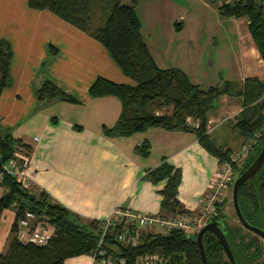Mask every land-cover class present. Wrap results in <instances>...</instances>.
<instances>
[{"label": "crops", "instance_id": "1", "mask_svg": "<svg viewBox=\"0 0 264 264\" xmlns=\"http://www.w3.org/2000/svg\"><path fill=\"white\" fill-rule=\"evenodd\" d=\"M219 16L215 23L210 18H206L208 23L203 21V26H210L205 37L193 32L184 42L197 65L199 54H205V40H228L229 45L220 43V49L208 60L215 77L211 75L210 82L194 81L188 71L191 61L190 65L184 61L168 67L183 69L202 88L225 81L237 82L240 87L247 77L264 80V61L249 32L248 19L225 17L224 21ZM183 21L179 15L171 19L169 26L174 24L180 29ZM0 38L10 42L13 53V83L0 93V126L28 146L20 148L18 154L26 158L25 173L31 190H45L86 220H104L113 208L159 214L160 190L165 180L153 183L144 175L164 158L181 171L178 200L186 210L199 211L203 198L210 192L219 158L201 146L195 133L155 126L128 136L103 134L102 126L114 125L122 104L112 95L91 97L90 85L97 76L119 83L134 81L123 74L101 43L49 10L30 8L27 0H0ZM51 48L56 51L53 53ZM149 51L152 54L150 48ZM154 59L161 67V61ZM221 68L226 73L218 72ZM47 79L78 100H61L65 116L53 114L58 107L55 99L41 101L36 97V90ZM242 108V96L223 94L208 111L206 132L217 146L230 148L231 152L241 147L243 139L234 123ZM149 110L169 113L172 106L155 102ZM52 117L57 119L56 123L51 121ZM187 121L190 125L198 123L195 118ZM74 125L82 129L77 130ZM223 126L225 133L220 130ZM144 140L150 144L147 156L135 151ZM2 192L0 186V196ZM14 219L12 208L0 211V253L6 248ZM49 227L53 232L54 228ZM64 264L93 262L90 255L82 254L67 258Z\"/></svg>", "mask_w": 264, "mask_h": 264}, {"label": "trees", "instance_id": "2", "mask_svg": "<svg viewBox=\"0 0 264 264\" xmlns=\"http://www.w3.org/2000/svg\"><path fill=\"white\" fill-rule=\"evenodd\" d=\"M138 0L122 4L121 0H27L33 9H46L77 27L101 43L120 70L134 81V84L119 83L103 76H97L88 92L91 97L112 95L122 104V112L113 126H102L108 137L128 136L149 127L166 129L179 128L195 133L199 143L219 162L229 160L231 149L217 146L206 132L207 113L223 94L242 96V110L234 123L239 136L247 141L261 129L264 121V80L247 77L242 85L225 81L221 85L202 88L193 83L187 73L179 67H160L141 33V22L136 12ZM222 17L248 19V29L257 50L264 61V15L263 0H222L217 6ZM54 53L55 48H51ZM12 48L10 42L0 38V93L13 83L11 73ZM38 100L60 99L77 103L78 100L64 92L53 81L44 80L36 90ZM159 102L161 106H172L171 113L156 114L150 106ZM186 117L197 119L190 125ZM57 122L55 117L51 118ZM77 130L80 125H74ZM264 144V133L253 145V151L246 164L234 166L236 175L247 168ZM28 146L13 137L8 129L0 126V171L2 165L16 159L19 165L24 160L18 157L20 148ZM135 151L147 156L150 144L144 140ZM153 183L165 180L160 190V216H171L186 210L177 198L181 171L164 158L144 175ZM0 186V211L12 208L15 219L11 225L6 248L0 253V264H64L69 257L91 255L97 247L102 232L103 220H86L55 201L45 190H31L5 172ZM232 189V184L230 190ZM238 201L245 219L264 230V163L259 170L245 181L238 192ZM232 203V202H231ZM228 198L217 203L218 224L223 231L237 264H264V247L259 238L244 229L239 222H233L226 212ZM233 207V206H232ZM26 211L35 214L37 220L54 228L45 245L22 242L17 236L18 221ZM118 227H109L103 247L114 258L125 259V264H135L137 257L159 254L166 264H203L197 232L190 234L179 229L165 233L143 231L135 245H125L115 239ZM203 246L208 264H230L219 240L211 232L203 236ZM96 264V263H95Z\"/></svg>", "mask_w": 264, "mask_h": 264}, {"label": "built area", "instance_id": "3", "mask_svg": "<svg viewBox=\"0 0 264 264\" xmlns=\"http://www.w3.org/2000/svg\"><path fill=\"white\" fill-rule=\"evenodd\" d=\"M264 133V121L261 129L254 134V142L242 146L239 152L232 154L229 160L219 162L210 184V192L203 198L197 213L182 211L171 216H160L159 214L133 212L113 208L110 214L103 220L102 232L98 239L97 247L91 254L93 264H114V258L107 253L103 247V238L109 227H118L115 239L125 245H135L139 241L141 231L146 228L159 227L167 232L171 229H179L187 234L197 232L203 224L216 213L217 203L228 196L231 184L234 181L233 164L243 165L253 145ZM19 165L16 159H11L2 165L0 180L3 172L14 176L24 187H29V181L25 173L26 158ZM53 232L48 224L37 220L35 214L26 211L25 215L18 221L17 236L22 242H31L38 245L48 243ZM150 255L137 257L135 264H149ZM118 264H125V259H119Z\"/></svg>", "mask_w": 264, "mask_h": 264}, {"label": "rangeland", "instance_id": "4", "mask_svg": "<svg viewBox=\"0 0 264 264\" xmlns=\"http://www.w3.org/2000/svg\"><path fill=\"white\" fill-rule=\"evenodd\" d=\"M221 1L222 0H138L136 12L141 22V32L143 38L148 44L154 57L159 60L158 63H160L161 61V67H168L171 65L177 66L180 62L191 61V65L188 62V64L190 65L188 71L191 79H194V81L198 80L200 81V83H202L203 81L210 82L209 77L211 75L215 77L214 73L212 72L214 71L213 68H210V66L208 65V60L211 58L210 56L213 55L212 53L220 49V43H223V46H228V40L219 38L218 40L211 39L209 42H207L204 39V46H202V48L204 49L205 54H199L201 55V59H199L197 65L193 63L192 54H189V52L187 51V47H185L184 45V42H186V39L193 32L204 37L207 35V33L205 32L210 26L208 25V28L203 26V21H206V18H210V21H212L213 19L214 23L217 21L215 19L217 18V16H219L217 6ZM121 3L128 5L131 3V0H121ZM179 15H182L184 19L183 26L180 29H176L174 24L172 27L169 26L171 19ZM222 20L225 21V17L222 18ZM206 22L208 23L209 21ZM194 64L196 68H194ZM226 71L227 70L222 68L218 70V72L221 73H226ZM131 82L133 81L131 80ZM55 100L57 102H55V104H58V107L55 109L53 114L56 116H58V114L65 116V107H60L61 100ZM63 103L65 104V102ZM151 107L152 105L150 106V109ZM190 118L193 117H186V119ZM225 129L226 128L223 126L220 130L221 132L225 133ZM227 137L233 139V136L231 135ZM254 140V135L247 141L243 140V143L242 145H239L241 146L239 148L242 149V146H245L249 142L252 143L254 142ZM239 148L237 147V149L232 150L230 157L232 156V154L239 152ZM234 166L241 167V164H233V171L235 168ZM227 198L228 205L226 207V212L232 217L233 222H237L238 219L234 213L231 203L232 201L230 189ZM143 231L164 233L161 228L159 230H151V228H146L141 232ZM148 262L149 264H166V259L155 253L150 254Z\"/></svg>", "mask_w": 264, "mask_h": 264}, {"label": "water", "instance_id": "5", "mask_svg": "<svg viewBox=\"0 0 264 264\" xmlns=\"http://www.w3.org/2000/svg\"><path fill=\"white\" fill-rule=\"evenodd\" d=\"M179 24V22H177ZM253 148L250 150L249 154L247 155L244 163L242 166H244L247 162V160L250 158L251 153L253 151ZM264 163V144L258 153V155L255 157V159L251 162V164L245 168L241 173L236 175L233 184H232V189H231V201H232V206L233 210L235 212V215L242 227H244L247 230H250L254 232L255 234L259 235L264 239V231L254 225H251L250 223L247 222L245 217L243 216L240 206H239V201H238V192L241 187V185L247 181L251 176H253L259 168L262 166ZM241 166V167H242ZM220 217L219 214L215 213L210 218L201 226V228L197 231L196 234V242L199 246L200 254H201V260L203 264H208L206 256H205V251H204V246H203V236L206 232H211L213 233L216 238L219 240L221 243L222 247L224 248V252L226 257L228 258L230 264H237L234 256L231 252V249L229 247V244L225 238V235L223 231L221 230L219 224H218V218Z\"/></svg>", "mask_w": 264, "mask_h": 264}, {"label": "flooded vegetation", "instance_id": "6", "mask_svg": "<svg viewBox=\"0 0 264 264\" xmlns=\"http://www.w3.org/2000/svg\"><path fill=\"white\" fill-rule=\"evenodd\" d=\"M235 213V212H234ZM239 222V221H238ZM248 222V221H247ZM249 223V222H248ZM240 224V223H239ZM252 225V224H251ZM257 227V226H256ZM244 228V227H243ZM258 228H260V227H258ZM245 229V228H244ZM260 229H262V228H260ZM247 230V229H246ZM263 230V229H262ZM247 231H249V232H251L253 235H255V236H257L258 238H259V240L261 241V243L263 244V247H264V239L262 238V237H260L259 235H257V234H255L254 232H252V231H250V230H247ZM264 231V230H263ZM227 260H228V258H227ZM229 261V260H228ZM230 263V262H229Z\"/></svg>", "mask_w": 264, "mask_h": 264}]
</instances>
